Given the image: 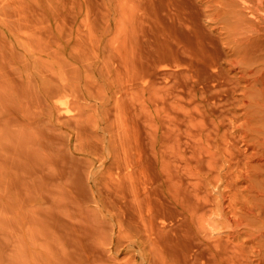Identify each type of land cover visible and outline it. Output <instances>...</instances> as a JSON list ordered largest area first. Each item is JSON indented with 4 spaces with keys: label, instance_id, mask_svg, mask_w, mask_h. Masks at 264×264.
<instances>
[{
    "label": "bare ground",
    "instance_id": "obj_1",
    "mask_svg": "<svg viewBox=\"0 0 264 264\" xmlns=\"http://www.w3.org/2000/svg\"><path fill=\"white\" fill-rule=\"evenodd\" d=\"M1 212L0 264H264V0H0Z\"/></svg>",
    "mask_w": 264,
    "mask_h": 264
},
{
    "label": "rangeland",
    "instance_id": "obj_2",
    "mask_svg": "<svg viewBox=\"0 0 264 264\" xmlns=\"http://www.w3.org/2000/svg\"><path fill=\"white\" fill-rule=\"evenodd\" d=\"M62 110H64V109H62ZM145 142H146V141H145ZM5 214H7V213H5ZM0 215L4 216L2 212H1ZM7 215H8V214H7ZM2 216H1V217H2ZM1 217H0V218H1ZM5 231H6V230H5ZM4 233H7V232H4ZM7 234H8V233H7ZM7 234H5V236L2 235L3 237L0 236L1 238H3V242H2V241H0V242L2 243V245H5V244H6V245L8 246V247H6V249L9 248L8 250H10V251L6 250L5 253H7V252L13 253V250H12V247H13V246H10V245H9V244L12 245V243H10V241L7 240V239H8V235H7ZM0 235H1V234H0ZM4 238H5L6 242L4 241ZM8 241H9V243H8ZM6 245H5V246H6Z\"/></svg>",
    "mask_w": 264,
    "mask_h": 264
}]
</instances>
